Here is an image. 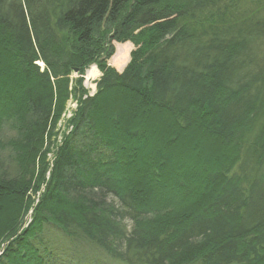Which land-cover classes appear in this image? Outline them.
Listing matches in <instances>:
<instances>
[{
	"label": "trees",
	"instance_id": "1",
	"mask_svg": "<svg viewBox=\"0 0 264 264\" xmlns=\"http://www.w3.org/2000/svg\"><path fill=\"white\" fill-rule=\"evenodd\" d=\"M240 2L0 0V264H264V17Z\"/></svg>",
	"mask_w": 264,
	"mask_h": 264
},
{
	"label": "rangeland",
	"instance_id": "2",
	"mask_svg": "<svg viewBox=\"0 0 264 264\" xmlns=\"http://www.w3.org/2000/svg\"><path fill=\"white\" fill-rule=\"evenodd\" d=\"M238 12L240 14H243V15L244 14L245 15L255 14L258 17H264V0H241L239 7H238ZM122 44H125V43H122ZM118 45H120V44L115 43L116 50H115V53L110 60V64H112L116 68L121 67V64H118V62H116V60H114ZM132 48L130 49V51L132 50ZM92 68H94L96 70L97 74H95L92 78H87V72L89 70H91ZM100 76H101V72L98 70L97 66L90 65L86 69L85 74H84V80L82 82V86L87 92V94L84 95V98L86 96H92L95 93L96 82L100 78ZM72 78H76V74H73ZM77 104H78L77 100L70 97V99L68 100V102L66 104L65 113L64 112L62 113L63 117L61 116V119L59 120V122L57 124L59 132H58L56 140L58 142L61 139V133L65 132V130L67 129L68 121L72 117L73 110H75L78 107ZM49 157H52V156L49 154ZM24 219H26V218L24 217ZM102 264H115V263H111V262L106 261V262H102ZM116 264H120V263H116Z\"/></svg>",
	"mask_w": 264,
	"mask_h": 264
},
{
	"label": "bare ground",
	"instance_id": "3",
	"mask_svg": "<svg viewBox=\"0 0 264 264\" xmlns=\"http://www.w3.org/2000/svg\"><path fill=\"white\" fill-rule=\"evenodd\" d=\"M130 49H131L130 43L118 45L114 60H116V62H118V64L123 65V63H125V61L127 60L128 56H129ZM39 65L41 66V68L43 67L42 64L39 63ZM95 74H97L96 70L94 68H92L91 70H89L87 72V78H92Z\"/></svg>",
	"mask_w": 264,
	"mask_h": 264
}]
</instances>
